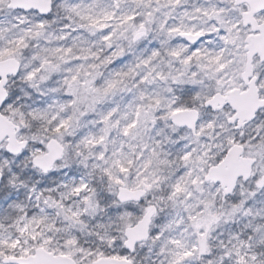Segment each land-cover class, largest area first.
I'll return each instance as SVG.
<instances>
[{"label":"snow or ice","instance_id":"6c2138e0","mask_svg":"<svg viewBox=\"0 0 264 264\" xmlns=\"http://www.w3.org/2000/svg\"><path fill=\"white\" fill-rule=\"evenodd\" d=\"M149 125L127 186L135 161L106 159L110 133ZM70 149L107 165L92 167L118 186L123 239L80 236L99 204ZM62 162L58 187L24 183ZM165 182L152 228L165 214L143 197ZM0 189V264H135L148 239L158 264H264V0H0Z\"/></svg>","mask_w":264,"mask_h":264},{"label":"clouds","instance_id":"9594fccd","mask_svg":"<svg viewBox=\"0 0 264 264\" xmlns=\"http://www.w3.org/2000/svg\"><path fill=\"white\" fill-rule=\"evenodd\" d=\"M14 13L6 12V15H13ZM178 66V65H177ZM168 69L165 68V71ZM39 83V81H36ZM166 82H158L156 87L165 86ZM31 87V84H29ZM152 85H149V88H152ZM130 92L123 93V98L126 101H130L133 98V94L136 93V89L132 87V82H129ZM19 99H23V97H19ZM30 99V96L29 98ZM28 99H24V103H28ZM120 96H109L106 100V103L112 104L114 101L120 100ZM105 105L102 103L97 105V110H100ZM91 115V114H90ZM95 118L94 116L92 117ZM87 118H81L82 127H86L87 125L83 124ZM155 128L152 126H148L146 129L141 127L139 130L135 131L131 136L121 137L117 134V130H113L110 133V139L107 144V151L105 152L106 159L112 156L113 151L117 153H123L127 159L134 160L135 163L132 166V172L128 175H125L123 179L125 180V184L127 186H131L136 183L137 175L136 173L141 170V165L144 160L147 159L150 155V148H145L144 146L151 145V138L155 137ZM116 140V144H113L111 141ZM93 152L97 151L96 149L92 150ZM141 153H143V158L141 157ZM87 157V158H85ZM66 165L69 169L75 168L79 170L82 174L87 175L88 173H94L90 178L89 182L96 187L97 191V202L99 207L94 214H91L87 219V224L89 225L88 229L84 232L80 233L81 237H86L88 232L90 231H103V229L98 228V225H105L108 229L109 236H115L117 239H123V226L121 221L119 220V216L123 213L110 212V209L115 208H123L124 202L120 201L118 198V186L112 184L111 182L104 179L102 173L99 169H93V165H100L101 167L107 166L104 162L95 159L92 155H90L87 151H85L84 156H77L73 150H69L66 158ZM65 162H62L60 166L53 169L51 173L41 172L39 170H35L34 173H30L24 183H32V186L36 185H52L54 187H58L60 183L64 182L65 177H67L68 172L63 170ZM23 172V169L21 170ZM166 175V173H164ZM167 188V182L158 185L153 188V190L147 192L143 199L148 202L155 204L158 208H161L165 214V220L162 223H156L153 221L152 228H162L163 223L167 222V214L170 211L169 205L161 199L165 195V189ZM19 188L16 189V192L19 193ZM0 192H3V189H0ZM104 195H100V194ZM12 193H7V196H11ZM105 195L109 197H115V199L111 201H105ZM5 196V199H7ZM135 204L139 205V201H136ZM142 207V206H141ZM246 210V209H244ZM127 211V209H124ZM176 211V210H172ZM159 219V217H157ZM250 217L244 216L242 213L235 216L231 222L225 221L224 224L220 227V232L223 233L226 230H230L233 225L237 229H241L245 223L248 222ZM251 219L255 220L256 223H264V218H255L251 217ZM157 252L156 245L152 242L151 239L144 240L139 243V248L136 252V255L133 257L135 260V264H158L159 257L155 254Z\"/></svg>","mask_w":264,"mask_h":264}]
</instances>
